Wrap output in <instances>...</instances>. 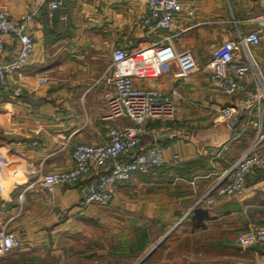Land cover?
<instances>
[{
    "label": "crops",
    "instance_id": "1",
    "mask_svg": "<svg viewBox=\"0 0 264 264\" xmlns=\"http://www.w3.org/2000/svg\"><path fill=\"white\" fill-rule=\"evenodd\" d=\"M180 3L171 29L150 31L140 23L146 10L140 0H61L57 9L39 0H0V9L15 17L34 11L27 26L33 53L0 87V152L18 171L0 175V228L21 239L0 264H264V245L237 241L239 232L264 223V166L247 175L243 195L214 191L213 202L202 198L254 129H242L239 112L234 121L218 117L234 96L213 86L201 66L227 44H236L237 62H247V50L264 63V0ZM249 31L260 42L237 43ZM167 37L201 67L175 77L178 66L170 61L160 74L137 79L175 92L174 116L147 119L135 149L159 145L166 162L133 172L105 206L82 200L109 163L52 191L33 185L37 171L70 168L76 143L101 142L109 127L134 124L126 116L106 117L104 74L112 50L148 48ZM6 39L10 59L19 45ZM245 81L253 85L250 74Z\"/></svg>",
    "mask_w": 264,
    "mask_h": 264
},
{
    "label": "built area",
    "instance_id": "2",
    "mask_svg": "<svg viewBox=\"0 0 264 264\" xmlns=\"http://www.w3.org/2000/svg\"><path fill=\"white\" fill-rule=\"evenodd\" d=\"M140 1L146 8L140 18L141 26L146 30H169L173 27L175 15L183 12L180 0ZM39 3L57 9L61 0H39ZM33 14L34 11H30L15 17L9 10L0 9V87L6 86L7 77L25 64L33 53L34 41L27 30ZM6 37L15 38L19 45L17 53L10 59L4 56L7 52ZM260 39L257 31H249L240 35L237 43L247 46L258 44ZM238 58L236 44H227L216 49L201 65L209 73L213 86L234 96L232 104L219 108L218 117L234 121L239 112L245 119L242 129H254L248 145L202 196L207 197L208 203L214 201L210 196L214 191L219 195H243L247 175L264 166V63H258L247 50V62L239 63ZM170 61H176L178 66L173 72L175 77H186L201 67L189 49L176 50L170 40L135 51L123 45L114 47L110 70L104 74L107 84L103 92L106 117L126 116L134 124L109 127L106 139L101 142L76 143L71 153L73 163L70 168L37 171L32 184L52 191L58 185H72L109 163L96 180L87 184L82 200L85 205L97 203L105 206L111 202L116 187L128 181L133 172H146L162 166L166 159L161 146L152 145L141 151L135 149L146 131L144 125L147 119L174 116L175 92L167 93L155 86L139 84L137 79L160 74L163 64ZM249 74L253 82L251 87H247L245 81ZM40 79L47 80L46 77ZM12 163L6 151L0 152V175H16L18 171L12 169ZM237 241L242 246L253 243L264 245V223L252 224L242 230ZM20 246L19 237L0 228V263L9 252Z\"/></svg>",
    "mask_w": 264,
    "mask_h": 264
},
{
    "label": "rangeland",
    "instance_id": "3",
    "mask_svg": "<svg viewBox=\"0 0 264 264\" xmlns=\"http://www.w3.org/2000/svg\"><path fill=\"white\" fill-rule=\"evenodd\" d=\"M250 141H251V140H250ZM250 141H249V142H250ZM247 145H248V144H247ZM232 161H233V160H232ZM226 168H227V167H226ZM219 176H220V174H218V177H219ZM218 177H217V179H218ZM215 182H216V181H215ZM215 182H214V183H215ZM214 183H213V185H214ZM209 188H210V187H209ZM210 196H212V195L210 194ZM222 196H226V195H222ZM206 198H207V197H206ZM206 198H204V199H205V201H207V199H206ZM213 198H214V197H213ZM95 204H97V203H95Z\"/></svg>",
    "mask_w": 264,
    "mask_h": 264
}]
</instances>
